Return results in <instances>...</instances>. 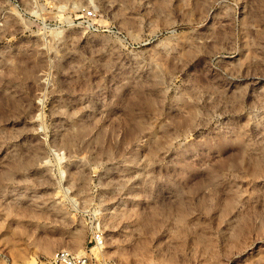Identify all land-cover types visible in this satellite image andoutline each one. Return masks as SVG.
<instances>
[{"label": "rangeland", "instance_id": "rangeland-1", "mask_svg": "<svg viewBox=\"0 0 264 264\" xmlns=\"http://www.w3.org/2000/svg\"><path fill=\"white\" fill-rule=\"evenodd\" d=\"M61 250L264 264V0H0V264Z\"/></svg>", "mask_w": 264, "mask_h": 264}, {"label": "built area", "instance_id": "built-area-1", "mask_svg": "<svg viewBox=\"0 0 264 264\" xmlns=\"http://www.w3.org/2000/svg\"><path fill=\"white\" fill-rule=\"evenodd\" d=\"M86 15H91V12H86ZM92 239L95 245H101L102 238L100 234H94ZM53 261L59 264H98L91 262L84 257L73 255L70 252L64 250L56 252L53 256Z\"/></svg>", "mask_w": 264, "mask_h": 264}]
</instances>
